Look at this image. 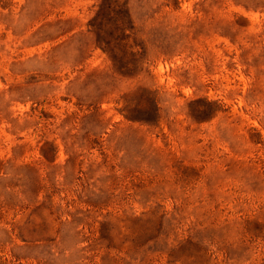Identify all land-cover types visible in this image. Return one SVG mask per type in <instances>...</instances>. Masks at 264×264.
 <instances>
[{
	"label": "rangeland",
	"instance_id": "1",
	"mask_svg": "<svg viewBox=\"0 0 264 264\" xmlns=\"http://www.w3.org/2000/svg\"><path fill=\"white\" fill-rule=\"evenodd\" d=\"M0 264H264V0H0Z\"/></svg>",
	"mask_w": 264,
	"mask_h": 264
}]
</instances>
